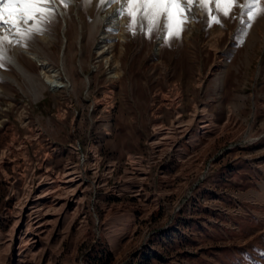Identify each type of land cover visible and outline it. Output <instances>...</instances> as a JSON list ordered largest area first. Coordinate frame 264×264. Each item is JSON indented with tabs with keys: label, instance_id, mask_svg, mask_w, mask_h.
<instances>
[{
	"label": "rangeland",
	"instance_id": "374dc122",
	"mask_svg": "<svg viewBox=\"0 0 264 264\" xmlns=\"http://www.w3.org/2000/svg\"><path fill=\"white\" fill-rule=\"evenodd\" d=\"M54 7L3 31L0 264H264V205L207 184L235 156L262 173L264 13L196 4L166 43L115 14L139 5Z\"/></svg>",
	"mask_w": 264,
	"mask_h": 264
},
{
	"label": "snow or ice",
	"instance_id": "6c2138e0",
	"mask_svg": "<svg viewBox=\"0 0 264 264\" xmlns=\"http://www.w3.org/2000/svg\"><path fill=\"white\" fill-rule=\"evenodd\" d=\"M60 3H67L68 0H59ZM91 2V0H87ZM104 3H120L121 5H139L137 9L121 7L115 13L124 15L127 12L130 20L134 18L135 13H139L142 18L139 23L141 29H147L144 34L151 38L153 34L159 31L166 43L169 38L179 39L184 30L183 25L187 18L193 15L192 7L196 4L210 6L215 5L217 12H221L224 17H229L234 8L247 9L246 15L249 21L256 19L258 14L264 13V8L257 9L255 6L264 3V0H100ZM57 0H0V67L3 66V43L5 36L3 31L5 26L10 30L11 35H21L24 39H31L33 32H41L44 29L37 26L50 20L56 12L54 5ZM7 5V9L5 8ZM7 11V18L6 13ZM211 9H208L210 14ZM148 20V23H144ZM211 20L220 24L221 20L217 16H211ZM27 25L30 31L25 30ZM251 24H247L251 28ZM131 27V25H129ZM15 30L12 32L11 30ZM135 34V32H133ZM10 44L12 40L8 41ZM19 41H17L18 43Z\"/></svg>",
	"mask_w": 264,
	"mask_h": 264
},
{
	"label": "crops",
	"instance_id": "0c3cea01",
	"mask_svg": "<svg viewBox=\"0 0 264 264\" xmlns=\"http://www.w3.org/2000/svg\"><path fill=\"white\" fill-rule=\"evenodd\" d=\"M231 164L220 166L217 172H214L208 178V185L212 188L222 186L230 195V202L236 203L237 200L247 202L249 204H263L264 205V166L260 167L262 173H256L254 167L250 164L243 170L239 165L238 158H231ZM237 199V200H236Z\"/></svg>",
	"mask_w": 264,
	"mask_h": 264
},
{
	"label": "built area",
	"instance_id": "2783aa9c",
	"mask_svg": "<svg viewBox=\"0 0 264 264\" xmlns=\"http://www.w3.org/2000/svg\"><path fill=\"white\" fill-rule=\"evenodd\" d=\"M74 149L76 151L79 163L82 166H86L87 162H88V155H87L85 149L81 146V144L79 142H76Z\"/></svg>",
	"mask_w": 264,
	"mask_h": 264
},
{
	"label": "trees",
	"instance_id": "16d2710c",
	"mask_svg": "<svg viewBox=\"0 0 264 264\" xmlns=\"http://www.w3.org/2000/svg\"><path fill=\"white\" fill-rule=\"evenodd\" d=\"M106 258L105 259H102V257H96L94 258L95 259V264H109V261H110V254L109 252H107L106 254Z\"/></svg>",
	"mask_w": 264,
	"mask_h": 264
},
{
	"label": "bare ground",
	"instance_id": "6f19581e",
	"mask_svg": "<svg viewBox=\"0 0 264 264\" xmlns=\"http://www.w3.org/2000/svg\"><path fill=\"white\" fill-rule=\"evenodd\" d=\"M64 85H59V87H63Z\"/></svg>",
	"mask_w": 264,
	"mask_h": 264
}]
</instances>
